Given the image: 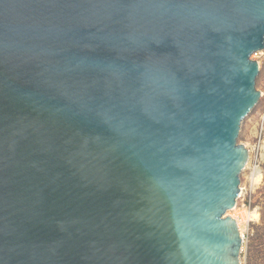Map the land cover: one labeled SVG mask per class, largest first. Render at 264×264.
Masks as SVG:
<instances>
[{
    "label": "water",
    "instance_id": "water-1",
    "mask_svg": "<svg viewBox=\"0 0 264 264\" xmlns=\"http://www.w3.org/2000/svg\"><path fill=\"white\" fill-rule=\"evenodd\" d=\"M263 50L264 0H0V264H241Z\"/></svg>",
    "mask_w": 264,
    "mask_h": 264
},
{
    "label": "rangeland",
    "instance_id": "rangeland-1",
    "mask_svg": "<svg viewBox=\"0 0 264 264\" xmlns=\"http://www.w3.org/2000/svg\"><path fill=\"white\" fill-rule=\"evenodd\" d=\"M252 59L260 63L256 88L262 96L241 126L238 142L250 151V158L241 175V194L236 209L227 215L243 220L242 232L246 235L241 264H264V50L253 55ZM256 170L261 179L254 181L252 174ZM254 213L258 219H248Z\"/></svg>",
    "mask_w": 264,
    "mask_h": 264
},
{
    "label": "bare ground",
    "instance_id": "bare-ground-1",
    "mask_svg": "<svg viewBox=\"0 0 264 264\" xmlns=\"http://www.w3.org/2000/svg\"><path fill=\"white\" fill-rule=\"evenodd\" d=\"M261 177V175H260V172L258 171V170H256L253 174H252V178H253V180L254 181H257V180H259V179H261L260 178ZM252 217H254L255 219H258V215L256 214V213H254V214H250L249 216H248V219H250V218H252ZM243 220H241V219H238L237 220V223H238V226H239V229H240V232H241V234H243V230H244V226H243Z\"/></svg>",
    "mask_w": 264,
    "mask_h": 264
},
{
    "label": "built area",
    "instance_id": "built-area-1",
    "mask_svg": "<svg viewBox=\"0 0 264 264\" xmlns=\"http://www.w3.org/2000/svg\"><path fill=\"white\" fill-rule=\"evenodd\" d=\"M235 220H236V219H235ZM245 235H246V233L244 232V233L242 234V238H243L244 242H245Z\"/></svg>",
    "mask_w": 264,
    "mask_h": 264
}]
</instances>
